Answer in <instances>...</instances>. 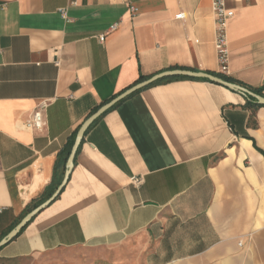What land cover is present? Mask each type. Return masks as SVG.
<instances>
[{
	"label": "crops",
	"instance_id": "obj_1",
	"mask_svg": "<svg viewBox=\"0 0 264 264\" xmlns=\"http://www.w3.org/2000/svg\"><path fill=\"white\" fill-rule=\"evenodd\" d=\"M225 1L227 73L213 0H0V241L58 189L85 120L140 76L213 72L264 95V0ZM42 99L38 131L25 121ZM246 101L186 76L118 101L0 264H264V106Z\"/></svg>",
	"mask_w": 264,
	"mask_h": 264
},
{
	"label": "water",
	"instance_id": "obj_2",
	"mask_svg": "<svg viewBox=\"0 0 264 264\" xmlns=\"http://www.w3.org/2000/svg\"><path fill=\"white\" fill-rule=\"evenodd\" d=\"M176 76H186V77H193V78H205L208 79L212 82L221 84L231 90L240 92L246 96H252L254 97L257 102L261 105H264V96L260 94H256L243 86H240L238 84L232 83L230 81H227L223 79L222 77H219L217 75H214L212 73H208L205 71H193V70H188V69H171V70H165L159 73H156L149 78L140 81L130 88L126 89L124 92L116 96L114 99H112L110 102L102 105L96 112H94L91 116H89L85 122L81 125L79 128L74 144L71 148L70 154L68 156L67 162H66V171H65V176L62 181V183L59 185L58 189L54 192V194L46 200L44 203L30 211L22 220L21 222L15 227V229L4 239L0 241V248L6 244L10 239H12L14 236H16L29 222L32 220V218L39 213L43 208L48 206L61 192L62 188L66 185L68 182L69 176L71 174V171L74 167V160L76 157V153L78 150V147L80 146V143L82 142V139L85 135V132L87 129L90 127V125L98 118L100 117L105 111L110 109L115 103L118 101L122 100L123 98L127 97L128 95L132 94L133 92L147 87L159 80H162L164 78L168 77H176Z\"/></svg>",
	"mask_w": 264,
	"mask_h": 264
},
{
	"label": "built area",
	"instance_id": "obj_3",
	"mask_svg": "<svg viewBox=\"0 0 264 264\" xmlns=\"http://www.w3.org/2000/svg\"><path fill=\"white\" fill-rule=\"evenodd\" d=\"M213 12L215 15L216 24V49L219 56L221 71L224 73L228 72V59H229V46H228V33L227 27L230 18L234 16V11L230 9L225 0H213ZM135 8L132 7V11ZM62 14H66L65 10H62ZM184 13L178 14L177 18H182ZM117 25L113 24L110 26L107 32H104L99 36L100 41L104 42L109 31L116 29ZM50 104L49 99H42L38 102L35 108L30 112L25 125L31 129L38 131L44 130L46 127L45 111ZM140 182V180H135Z\"/></svg>",
	"mask_w": 264,
	"mask_h": 264
},
{
	"label": "trees",
	"instance_id": "obj_4",
	"mask_svg": "<svg viewBox=\"0 0 264 264\" xmlns=\"http://www.w3.org/2000/svg\"><path fill=\"white\" fill-rule=\"evenodd\" d=\"M211 73L214 74V75H217V76H219V77L225 78V77H224L223 75H221V74H216V73H213V72H211ZM179 77H183V76H179ZM179 77H168V78H164V79L159 80V81H157V82H155V83H153V84H158V83H162V82H166V81H171L172 79L179 78ZM143 79H145V77L140 76V78H139L138 81H141V80H143ZM200 79L210 81V80L205 79V78H200ZM255 93H256V94L263 95L261 89L255 90ZM263 96H264V95H263ZM246 97H247V101H246L245 106H246L247 108L252 109V110H256L258 107L264 106V105L259 104V103L257 102V100H256L254 97H252V96H246ZM77 132H78V130H77L76 133L72 136V138H71V140L68 142L66 148H64V150H63V154H64V163H66L67 158H68V156H69V154H70V151H71V148H72L73 143H74V141H75V138H76Z\"/></svg>",
	"mask_w": 264,
	"mask_h": 264
}]
</instances>
